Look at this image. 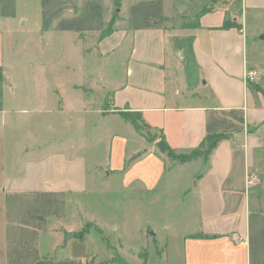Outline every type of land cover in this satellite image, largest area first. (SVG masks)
Here are the masks:
<instances>
[{"label":"crops","instance_id":"0c3cea01","mask_svg":"<svg viewBox=\"0 0 264 264\" xmlns=\"http://www.w3.org/2000/svg\"><path fill=\"white\" fill-rule=\"evenodd\" d=\"M25 1L0 0L4 94L2 39L14 25L27 23ZM175 1L41 0L42 31L59 33L80 48L83 60L98 64L120 54L123 61L122 77L98 74L93 88L81 83L90 80L84 71L69 76L73 91L64 89L68 80L59 75L58 113H94L102 123L122 119L149 148L128 152V139L116 134L106 163L93 169L84 138L69 142L74 153L57 146L48 151L50 142H34L27 158L13 166L0 135V264H88L90 258L95 264H264V0L211 2L196 27L197 19L175 25L170 16ZM248 72H256L255 80L247 79ZM120 112L141 113L145 127L159 138L163 134L179 153L198 148L209 135H230L207 161H198L201 169L187 189L194 201L187 231L169 237L164 227L166 233L158 229L150 236L133 223L140 249L126 245L119 221L110 226L92 214L83 216L77 201L88 193L93 170L107 186L115 179L140 196L156 192L180 167L169 169L159 138L150 141ZM72 122L70 117L67 124L86 133L85 123ZM139 207L132 201L121 208ZM82 224L102 234V251L58 256L67 232L72 233L67 245L94 241L90 231L78 238ZM110 236L122 247H111Z\"/></svg>","mask_w":264,"mask_h":264},{"label":"rangeland","instance_id":"374dc122","mask_svg":"<svg viewBox=\"0 0 264 264\" xmlns=\"http://www.w3.org/2000/svg\"><path fill=\"white\" fill-rule=\"evenodd\" d=\"M209 1L176 0L174 5L176 11L170 13V16L176 20L175 25L182 27L195 21L200 12H207L211 5ZM40 7L41 0L25 1L23 14H26L24 18L27 23L24 26L14 25L11 28L12 32L6 36V39H2L1 52L6 66L7 86L3 100L6 113L0 112V135L4 137L3 143L8 163L14 166L18 158H27V147L33 146L34 142H39L41 145L44 142H50L49 146H45L49 148L48 151L54 150L53 147L57 146L63 148L66 153H74L67 148L69 142L84 138V153L90 161V167L94 169L95 164L106 163L113 136L116 134L128 139V152L138 149L147 150L149 147H143L144 142L122 119L121 121L108 119L102 123L98 121V116L94 113L84 114L77 110L72 114L58 113L56 89L60 83L59 75L68 80L63 84L64 89L73 91L74 87L69 76L73 73L80 75V72L84 71L90 75V80H81V83L85 81L88 83L87 88H93L92 85L98 74L122 77L123 61L120 54L102 60L98 64L91 57L86 56V59H81L78 55L80 48L72 46L70 41H66L53 30L42 31ZM188 8H193L194 11L190 13ZM12 89L15 90L12 92ZM76 103L78 102H74V105ZM70 117L73 118L72 123H85L86 133L79 134L74 125H68L67 121ZM142 131L148 139H158L160 135L151 128L142 127ZM63 143L66 144L62 146ZM39 151L41 150L36 152L39 153ZM188 164L179 165L180 167L174 169L169 177L163 180L156 192L142 193L140 196L123 189L115 179L107 186L105 182L95 177L93 170L88 193L77 198L81 206V215L92 214L110 226L119 221L121 226H119L118 234L122 232L126 245L134 249H140L143 246L141 238L130 230L133 228V223L135 225L139 223L141 228L146 227L144 232L150 236H153L152 234L158 229L160 234L161 229L166 233L164 227L168 228L169 237L183 233L188 229V220L189 218L191 220L194 210V206L190 208L194 202L193 196H188L187 189L191 188L193 176L201 169L198 161ZM132 201L139 202L140 207L135 210L121 208L124 203L129 204ZM133 214L135 219L132 218ZM77 221L79 218L76 219ZM148 225L151 226L148 227ZM77 227L83 231L87 225L82 224ZM88 230L96 233L93 235V242L89 241L79 246L76 241L68 245L63 242V249L58 251L57 255L71 258L77 254L100 253L103 249V242L100 239L102 234L97 233L90 225ZM115 239L112 236L109 237L110 246L118 250L121 244ZM95 261V258L87 259L88 264H95Z\"/></svg>","mask_w":264,"mask_h":264},{"label":"trees","instance_id":"16d2710c","mask_svg":"<svg viewBox=\"0 0 264 264\" xmlns=\"http://www.w3.org/2000/svg\"><path fill=\"white\" fill-rule=\"evenodd\" d=\"M211 2H217L218 0H210ZM200 15L197 17V21L195 26H198ZM231 23H226L224 27L230 26ZM191 27V26H189ZM110 30L104 31L102 36L108 35ZM4 84H5V77H4V70L0 66V112L3 110V100H4ZM121 117L126 121L132 124L136 130L139 132L142 131V127H145V123L143 120V116L139 112H120ZM230 135L228 134H213L206 137L200 146L196 149H193L188 152H177L176 150L172 149L171 146L167 143L166 139L164 138L163 134H161L160 138L157 141V147L161 153H164L168 157L169 161V169L174 168L177 165H186L188 163H192L195 161L203 160L207 161L215 147L222 141L228 140ZM150 141H156V139H149ZM89 225L83 231L77 234L78 238L84 239V237L88 234Z\"/></svg>","mask_w":264,"mask_h":264},{"label":"built area","instance_id":"2783aa9c","mask_svg":"<svg viewBox=\"0 0 264 264\" xmlns=\"http://www.w3.org/2000/svg\"><path fill=\"white\" fill-rule=\"evenodd\" d=\"M256 76H257L256 72H248L247 79L253 81L255 80Z\"/></svg>","mask_w":264,"mask_h":264},{"label":"water","instance_id":"95a60500","mask_svg":"<svg viewBox=\"0 0 264 264\" xmlns=\"http://www.w3.org/2000/svg\"><path fill=\"white\" fill-rule=\"evenodd\" d=\"M152 235H154V233H153ZM71 236H72V233L67 232V233L65 234V240H64V242L67 243Z\"/></svg>","mask_w":264,"mask_h":264}]
</instances>
